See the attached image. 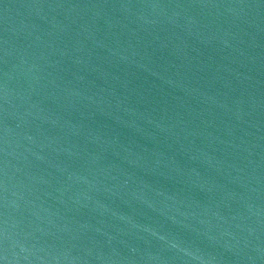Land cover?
Returning <instances> with one entry per match:
<instances>
[{"label":"water","instance_id":"1","mask_svg":"<svg viewBox=\"0 0 264 264\" xmlns=\"http://www.w3.org/2000/svg\"><path fill=\"white\" fill-rule=\"evenodd\" d=\"M0 264H264V0H0Z\"/></svg>","mask_w":264,"mask_h":264}]
</instances>
